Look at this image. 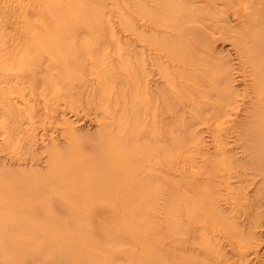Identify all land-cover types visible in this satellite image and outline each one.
<instances>
[{
	"label": "bare ground",
	"instance_id": "bare-ground-1",
	"mask_svg": "<svg viewBox=\"0 0 264 264\" xmlns=\"http://www.w3.org/2000/svg\"><path fill=\"white\" fill-rule=\"evenodd\" d=\"M0 264H264V0H0Z\"/></svg>",
	"mask_w": 264,
	"mask_h": 264
}]
</instances>
